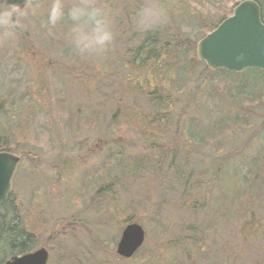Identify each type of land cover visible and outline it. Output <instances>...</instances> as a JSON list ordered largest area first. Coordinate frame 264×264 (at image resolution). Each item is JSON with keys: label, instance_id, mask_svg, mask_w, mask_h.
<instances>
[{"label": "rangeland", "instance_id": "1", "mask_svg": "<svg viewBox=\"0 0 264 264\" xmlns=\"http://www.w3.org/2000/svg\"><path fill=\"white\" fill-rule=\"evenodd\" d=\"M105 2L116 37L98 58L76 56L62 28L43 29V10L22 21L14 41L0 40V134L21 156L10 197L36 249L48 248V264H264V81L243 93L240 75H202L198 56L199 41L241 0H155L168 11L158 29L164 42L196 47L167 53L164 64L196 58L198 70L187 66L162 88L172 97L162 132L148 128L157 107L133 81L160 63L141 73L125 66L129 40L146 31L135 14L147 0ZM152 82L160 87V77ZM188 194L212 200V209L191 206ZM209 212L220 223L215 234ZM129 222L146 239L125 259L117 243ZM202 223L213 237L206 258L201 241L182 240L187 226Z\"/></svg>", "mask_w": 264, "mask_h": 264}, {"label": "trees", "instance_id": "2", "mask_svg": "<svg viewBox=\"0 0 264 264\" xmlns=\"http://www.w3.org/2000/svg\"><path fill=\"white\" fill-rule=\"evenodd\" d=\"M256 1L261 6L262 20H264V2L261 0H256ZM126 19H127V15L125 20ZM160 26L161 27H156L155 30H153L154 29L153 28L150 30H146L144 32H139L138 35L134 34L131 38L132 40L131 39L129 40L132 41L131 43L132 45L129 44V46L126 47V49H128L130 53V59L127 63H125V66H127L130 70L139 71L141 73L143 69L152 66L153 63L154 64L160 63L161 65L159 66L161 71L156 70L152 72L151 71L152 67H151L149 68L150 71L149 74L145 78H143V76H141L140 74L139 77L141 76V78L133 79V81L135 83L137 82L138 85L140 86L139 89L143 90L145 86L147 87V89L150 91L149 103L154 108L157 107L155 109V120L153 122H150V124L148 125V128L151 130V132H155V131L162 132L164 129L163 124L166 121L168 123L170 120L169 118L170 111L172 110L169 109L170 107L169 104H171L170 101L172 97L171 98L164 97L162 88L163 87L165 88L169 86V84H171L170 80L172 76L174 78H176V76L181 78L184 72L187 75L189 73V68H187V66L190 67L191 69H194L196 73L198 71L197 69H195L194 62L192 63V61H197L196 58L190 60V62L187 63L186 66L184 65L182 66L181 64L182 61L180 62V60L175 61V63L171 67L169 64L167 65L164 64L163 58H166L167 53L169 52L177 53L179 56L186 54L193 55V51H195L196 47L191 43L190 40H186V41L177 40L178 42L174 44L165 43L164 34H160L158 31V29L162 28L163 24ZM166 46H168L169 48ZM200 64H202L203 66V70H201L202 75L210 73V71L211 72L215 71L216 73H221L222 71L230 76L240 75L242 78L240 83L242 85L243 93L246 87L252 86L253 88L257 84V82L264 81V71L259 69H246L242 73H237V72H230L224 68H221L219 70H212L211 68H208L205 63L202 62ZM154 77H160L161 84L159 88L157 87V85L152 86L153 84L152 81L154 80ZM251 79H253V82L251 83L248 82L249 80L251 81ZM255 92L256 91L254 90L251 93L249 92V94ZM256 100L260 102L263 101L258 97V95ZM4 107H5V103L0 102V116L3 113ZM156 123L157 125H155ZM160 123H162V125H160ZM158 125H160V127ZM9 144L10 143L6 139V137L0 134V151H12L11 145ZM136 163L142 165L144 164V161H139ZM187 198L191 201H186V202L191 206L192 205L195 206V208L202 207V209H204V207L208 206L207 209L209 208L212 209L213 207V205H211L212 200H208L207 203L206 202L202 203L200 202V199H196V197L195 196L193 197L192 194L191 195L188 194ZM18 206L19 205H17L16 202H14V200L10 196L9 199L6 202H4V204L0 205V264H5L10 258H12V256L23 255L24 253L32 252L36 249V241L38 237L36 236L35 231L30 230L29 227L26 225L23 216L19 212ZM208 216L211 217L212 223L210 224L215 225L216 227V230L215 227H213L214 229H210L213 230V234H215V232H217V226H220L218 218L216 217L217 215L214 216L213 214H211V212H209ZM207 226L208 223L206 225L205 223L200 224V228L202 230L199 229V226H196L195 224L187 226L186 230H184L185 233L183 234V238H182V240L185 239L186 241L191 242L193 244L195 241L198 242L201 241L200 248L203 250V252L208 253L204 255L203 258H206L208 257V255H210L209 253L210 251L207 249L208 247L207 243H208V239L212 240L213 238V237L212 238L205 237L206 233L209 231L208 230L209 228H207ZM186 231H189L190 235H186ZM198 233L201 234L199 238H197ZM255 235L256 234L253 235V238L255 237ZM243 240L241 239L242 245L244 244ZM200 259L202 258L200 257Z\"/></svg>", "mask_w": 264, "mask_h": 264}, {"label": "water", "instance_id": "3", "mask_svg": "<svg viewBox=\"0 0 264 264\" xmlns=\"http://www.w3.org/2000/svg\"><path fill=\"white\" fill-rule=\"evenodd\" d=\"M23 0H9V4ZM234 13L198 43V56L212 69L225 68L231 72L245 69L264 71V22L255 0H243ZM21 157L10 151H0V205L7 201L13 186V177ZM146 231L136 222L122 230L117 253L131 258L144 244ZM49 250L38 248L33 252L12 256L5 264H48Z\"/></svg>", "mask_w": 264, "mask_h": 264}, {"label": "clouds", "instance_id": "4", "mask_svg": "<svg viewBox=\"0 0 264 264\" xmlns=\"http://www.w3.org/2000/svg\"><path fill=\"white\" fill-rule=\"evenodd\" d=\"M44 11L41 27L49 34L64 30V39L71 51L81 59H94L106 53L114 44L116 32L113 12L105 0H23L9 4L0 0V40L14 41L22 21ZM168 18L167 8L147 0L135 14L136 26L150 30Z\"/></svg>", "mask_w": 264, "mask_h": 264}]
</instances>
